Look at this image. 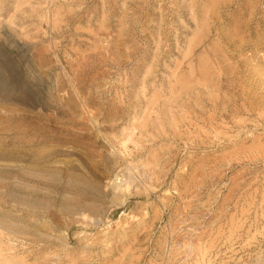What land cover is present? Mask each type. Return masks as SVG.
Wrapping results in <instances>:
<instances>
[{
  "label": "rangeland",
  "instance_id": "rangeland-1",
  "mask_svg": "<svg viewBox=\"0 0 264 264\" xmlns=\"http://www.w3.org/2000/svg\"><path fill=\"white\" fill-rule=\"evenodd\" d=\"M263 108L264 0H0V264H264Z\"/></svg>",
  "mask_w": 264,
  "mask_h": 264
},
{
  "label": "bare ground",
  "instance_id": "bare-ground-1",
  "mask_svg": "<svg viewBox=\"0 0 264 264\" xmlns=\"http://www.w3.org/2000/svg\"><path fill=\"white\" fill-rule=\"evenodd\" d=\"M28 2V1H27ZM19 4H21V3H19ZM192 6V5H191ZM206 17V16H205ZM195 19V18H194ZM201 21V20H200ZM197 25H199V24H197ZM197 27H199V26H197ZM203 28V27H202ZM184 51V50H183ZM187 53V52H186ZM209 56V55H208ZM204 64V63H203ZM206 66V65H205ZM205 72V71H204ZM208 89V88H207ZM255 106V105H254ZM261 109V108H260ZM264 109V108H263ZM262 109V110H263ZM259 111V110H258ZM261 111V110H260ZM261 113V112H260ZM257 118V117H256ZM231 126V125H230ZM252 128H255V127H252ZM263 128V127H262ZM240 129V128H239ZM250 130V129H249ZM132 131V130H131ZM252 132V131H251ZM28 174V173H27ZM126 183V182H125ZM124 185H126V184H124ZM123 185V186H124ZM128 185V184H127ZM27 186V185H26ZM34 187V186H33ZM127 187V186H126ZM122 188V187H121ZM25 192H23V193H25L26 195L24 196L25 197V199L24 200H26V201H24L25 203H26V205L28 206V208H25V210H24V212H25V215H24V221H26L27 222V219H26V216L28 215H34V216H36V211H35V208H36V204H37V201L35 200L34 201V199H35V196L37 195V189H35V188H31V189H25L24 190ZM46 191V190H45ZM122 191V190H121ZM128 192V191H127ZM125 193V192H124ZM8 194V193H7ZM13 194V193H12ZM9 195V194H8ZM37 198V197H36ZM125 198V197H124ZM125 200V199H124ZM24 203V204H25ZM2 204V203H1ZM37 206H38V204H37ZM20 213V212H19ZM39 217V216H38ZM20 218V217H19ZM28 218V217H27ZM35 221V220H34ZM30 222V219H28V222L27 223H29ZM45 224V223H44ZM29 225V224H28ZM31 225L33 226V227H36V223L35 222H32L31 223ZM1 226V225H0ZM14 226V225H13ZM48 227V226H47ZM36 228H38V227H36ZM19 231V230H18ZM58 232V231H57ZM1 247V246H0ZM11 257V256H10ZM55 261V260H54ZM32 264V263H31Z\"/></svg>",
  "mask_w": 264,
  "mask_h": 264
}]
</instances>
